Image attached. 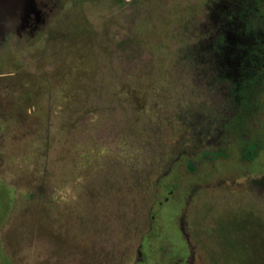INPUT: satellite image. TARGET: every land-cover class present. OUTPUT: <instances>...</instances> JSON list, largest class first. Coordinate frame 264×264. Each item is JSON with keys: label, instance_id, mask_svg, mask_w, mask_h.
<instances>
[{"label": "rangeland", "instance_id": "374dc122", "mask_svg": "<svg viewBox=\"0 0 264 264\" xmlns=\"http://www.w3.org/2000/svg\"><path fill=\"white\" fill-rule=\"evenodd\" d=\"M220 1L7 0L0 264H264V65Z\"/></svg>", "mask_w": 264, "mask_h": 264}, {"label": "flooded vegetation", "instance_id": "af4514ba", "mask_svg": "<svg viewBox=\"0 0 264 264\" xmlns=\"http://www.w3.org/2000/svg\"><path fill=\"white\" fill-rule=\"evenodd\" d=\"M244 1L246 0H239V2H235L234 0H221L216 4L213 11V15H231L230 21L225 22L226 39L233 38V43L235 41L239 44V46H246L247 44L250 45V36H252L253 40H255L254 35L256 34L254 33V35H252L249 27V20H251L250 17L255 15H264V0H250L248 3ZM6 3L8 4L9 2H7V0H0V15H8L9 9L7 8ZM242 15H244L246 21L242 20L239 24V18L242 17ZM240 27H242V29ZM260 33L262 37H264V32ZM246 50L248 49H245V51ZM231 51H237V44L232 47ZM253 54H255V57L252 59L251 57L249 58V56L247 59L242 57V81H244V79L246 80L245 74L248 73L251 68H254L253 65H251V62H254L255 65L258 64V62L264 65V38Z\"/></svg>", "mask_w": 264, "mask_h": 264}, {"label": "trees", "instance_id": "16d2710c", "mask_svg": "<svg viewBox=\"0 0 264 264\" xmlns=\"http://www.w3.org/2000/svg\"><path fill=\"white\" fill-rule=\"evenodd\" d=\"M251 20H249V27L251 29L252 35H255V40L250 41V45L247 44V46H250V50L252 52L255 51L256 48H258V45L260 42L262 43V40L264 37H262L260 32H264V15H255L253 17H250ZM258 31V32H257ZM259 33V35H258ZM264 62V61H263ZM262 65V64H261ZM264 70V67L260 69L259 71ZM244 126V125H243ZM242 126V127H243ZM240 125L235 126L232 131H243ZM230 131V130H229ZM241 157L245 160H254L258 154L260 153L261 149H263L261 140L256 139H248L247 137H243V142L241 143ZM211 158H217L221 156L226 157V153L224 152L223 148H217V150L214 152L205 151L204 156H210ZM190 167L192 165L190 164Z\"/></svg>", "mask_w": 264, "mask_h": 264}]
</instances>
